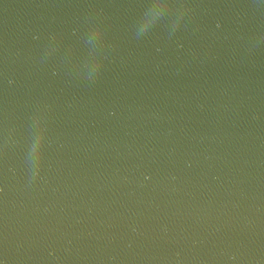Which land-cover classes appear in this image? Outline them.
Masks as SVG:
<instances>
[{
    "label": "water",
    "instance_id": "water-1",
    "mask_svg": "<svg viewBox=\"0 0 264 264\" xmlns=\"http://www.w3.org/2000/svg\"><path fill=\"white\" fill-rule=\"evenodd\" d=\"M152 0H0V264H88Z\"/></svg>",
    "mask_w": 264,
    "mask_h": 264
}]
</instances>
